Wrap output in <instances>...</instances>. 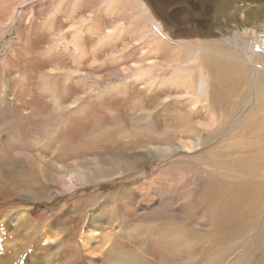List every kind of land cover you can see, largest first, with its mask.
Returning <instances> with one entry per match:
<instances>
[{"label":"rangeland","instance_id":"obj_1","mask_svg":"<svg viewBox=\"0 0 264 264\" xmlns=\"http://www.w3.org/2000/svg\"><path fill=\"white\" fill-rule=\"evenodd\" d=\"M198 4L189 16L202 21L208 0ZM210 4V30L173 33L144 0H0V173L15 187L35 173L45 186L26 192L25 200L5 197L0 185V224L39 209L41 222L55 232L58 215L69 216L77 202L94 201L62 236L65 248L75 252L92 229L94 247L111 233L114 247L126 245L130 257L153 264L161 258L155 261L154 249L145 252L149 244L126 241L135 226L148 233L152 223L173 221L203 235L213 229L225 181L263 182L261 163L255 164V180V168L239 179L231 174L235 165L264 155V71L254 80L227 40L236 36L242 47L264 31V0ZM59 179L75 188L59 192ZM28 193L46 200L30 201ZM112 195L121 197L119 205L100 210ZM258 213L245 240L215 264H264V212ZM118 215L125 216L126 231ZM111 216L117 218L109 221ZM28 223L25 230L1 229L0 264L78 262L72 256L67 263L61 246L33 233L43 224ZM106 249L93 264H112ZM123 261L114 263L138 264ZM208 263L205 258L193 264Z\"/></svg>","mask_w":264,"mask_h":264},{"label":"bare ground","instance_id":"obj_2","mask_svg":"<svg viewBox=\"0 0 264 264\" xmlns=\"http://www.w3.org/2000/svg\"><path fill=\"white\" fill-rule=\"evenodd\" d=\"M152 27L154 28V30L158 36L160 34V28L158 26L153 25V24H152ZM166 40L169 42H172L171 39L166 38ZM227 41L233 48H235L238 51V53L240 54V56H242L245 63L251 67V69L254 72V76H253L254 80H257L259 78L258 73H261L260 72L261 70L264 71V69H263L264 66L261 69L257 68L256 64H254L255 61L253 60V62H252V60H251L253 58H250L245 53V50H244L245 45H243L242 47L237 46L236 36L229 38ZM244 41H243V43H244ZM257 56H259V55L256 54L255 57H257ZM254 125H256V124H254ZM186 131L188 132V130H186ZM261 144L262 145H259V148L264 149V142L262 143V141H261ZM258 153L261 154L260 152H258ZM254 154H256V153L254 152ZM246 156H247V154H246ZM245 158H248V156ZM243 160H246V159H243ZM248 161L251 163L246 164V165L242 161V163H244L245 166L238 167L237 165H235L236 166V167H234L235 171H233L234 169L231 167L233 169L231 174L233 175L234 179H239L240 177H243V176L245 177L246 173L251 174V172L254 171L253 168H255V171L253 172V176L251 175L252 178L259 177V176H257V173L259 171L256 172L257 170H259V168L257 166L260 163L264 164V155H255L252 158H250ZM248 161H247V163H248ZM256 163L258 164L257 166L255 165ZM253 165H254V167H253ZM228 166H227V168H228ZM262 167H264V165H262ZM221 171H222V169H221ZM223 172H225V170ZM228 172H229V169H228ZM1 174L2 173H0V185L2 187L1 193H3V195L5 194V197H9L10 199L22 198L25 200H29V199H27L26 196H24V194L26 192L33 190V189L35 191H37L42 187H44V189H45V186L42 185L38 181L39 177L37 178L35 176V173H33V175H32L33 177L30 175V177L27 178L26 180L22 179V181H17L18 186H27L28 188H30L24 192H22L20 190L15 191L18 186L15 187V185L12 182H10V180L8 178H5ZM228 175H229V173H228ZM75 176L78 178L79 175L76 173L73 177H75ZM221 176H224V175L221 174ZM254 180H255V178H254ZM232 181H231V179H228V181H225L222 184V189H219V191H221V194H220L221 196H220V200L218 202V209L215 208L216 210H218V212L214 213V215H212L213 213L211 214L212 219L210 221V223H211L210 226H212L214 224L213 229L209 227L206 230V232L203 233V235H198L193 230L186 227L187 225L185 223H179V222H173V221L169 222L168 221V222L150 224V226H149L150 231L148 233H145L143 231L144 228L142 230H140V225H138L139 226V234H138V231L136 232V230H138V226H135V228H134L135 231L133 232V235L132 236L127 235L128 237H126V239H127L126 241L129 242V246L132 244H134V246H135L136 245L135 243H138L139 239H140V242L142 245L143 244H145V245L149 244V246L148 245L146 246L145 252H148L150 250L152 251L154 249L152 252L155 255V257L157 258L155 261H157L159 258H161L157 262H155L157 264H159L163 259H164V261L166 260V262H168L169 264H193L194 262L198 261L199 259L205 260V258H207L209 260L210 263H208V264H215L216 262L214 263L213 261H215L217 258H219L218 256H223L225 250L227 251L228 249H231V248L233 249L232 246H234L235 243H237L239 240H242L248 234L251 226H253L254 223L256 222L257 211H259L258 215L260 213L264 212V200H263L264 198L262 199V193L264 192V178L261 180L263 182L253 181V183H251V184L232 182ZM57 183L61 187V190L59 192H63V191L68 192L69 190H72L75 188L74 184L70 180L67 181V180L59 179ZM28 194L32 198V200H30V201L40 202V201L46 200L45 198H42L43 196L41 195V193H39V194L28 193ZM116 194H118V193H116ZM51 195L56 196L57 193L53 191ZM210 196H212V195H210ZM120 198L121 197H113V195H112L107 200L108 203L106 202V204L104 206H102L101 208L100 207H98V208H100V210L105 209V208H107L106 206L109 207V204H111V203H115L116 205H119L118 201H120ZM213 199H215V198H213ZM4 201H5V199L1 200V202H4ZM94 203H95L94 201H90V202L87 201V202H84V204L82 202H77V204L73 207L72 211H70L71 214L69 216H66L65 214L64 215H62V214L58 215L54 219L53 224H55L56 226H58L60 228L57 229V231H55V232H51L49 226H47V224H44L41 222L44 219L45 215L43 212L39 211V209H34V210L29 211L27 213L18 212L16 214L12 215L11 217H8L6 220H4L0 224V236H2L1 229L5 230V228H8V227L13 228L12 226H15L16 229L25 230L24 226L31 219V222L33 221L35 226H38V224L39 225L43 224L42 227L40 228V231L34 230L33 233H39L40 235L46 237L47 240L55 241V245H53V247L58 246V249H59V247L61 246L62 247L61 248L62 258L63 257L66 258L65 260L67 263L70 262L68 260V258L73 256L74 259H78L77 263H79V264H82L83 259L84 260L88 259L89 264H93L92 262L96 261V258L98 257V255L105 256V254H104L105 250H107L106 248L109 247L110 248L109 255H112L114 258L112 264H115L114 263L115 260H121V259H123L124 261L127 259L128 261H131L132 263L136 262L138 264H151V261L141 262L140 260L137 259V256H135V255L130 257L128 250L125 249L126 245H124L123 247L120 246L119 248L114 247V245L112 244V236L114 234H111V233H106L102 236V239L104 242V245H102V246H104V247H102L101 245H100L101 246L100 248L94 247L92 244H93V241L97 237V233H96L97 231H94L92 229H88L87 231H85L82 234L83 236L81 238V241H79L80 244L76 245L77 250L75 252L73 250L65 248V245H64L65 242L62 240V238H63L62 236H64L70 229H72L74 227L75 220H78V218L79 219L82 218V213H83L84 209L86 207H88V205L90 206V204L93 205ZM94 217L95 216H93V215L91 216V223L93 222ZM118 217L120 220L119 222H121L120 226L123 227L121 229L122 232H123V230L126 231L127 227L125 226V224H126L127 220L125 219V216L124 215H118ZM115 219L113 216L109 217V221L115 220ZM261 226H263V225H261ZM136 235H139V236H136ZM259 236H258V238H259ZM243 240H245V239H243ZM257 241H259V240H257ZM241 243H243V242H241ZM259 243H261V242H259ZM158 244H161V245H159L160 248L159 247L157 248L156 245H158ZM151 245L152 246L154 245V246L152 247ZM150 246L152 248H150ZM232 249H231V251H232ZM260 251H261V249H260ZM261 253H263V252L261 251ZM150 256H152V255H150ZM77 263H75V264H77ZM155 263L153 262V264H155Z\"/></svg>","mask_w":264,"mask_h":264},{"label":"flooded vegetation","instance_id":"obj_3","mask_svg":"<svg viewBox=\"0 0 264 264\" xmlns=\"http://www.w3.org/2000/svg\"><path fill=\"white\" fill-rule=\"evenodd\" d=\"M153 12L158 21L163 24V26L169 27L175 30L173 33H179L181 31H187L188 27L192 28V31H208L210 24H205L209 21L211 4L208 0V4L202 8L205 16L202 21L191 19L189 13H196L200 4L198 0H144ZM200 11V10H199ZM208 15V16H207ZM207 18V20H206ZM186 27V28H185Z\"/></svg>","mask_w":264,"mask_h":264},{"label":"built area","instance_id":"obj_4","mask_svg":"<svg viewBox=\"0 0 264 264\" xmlns=\"http://www.w3.org/2000/svg\"><path fill=\"white\" fill-rule=\"evenodd\" d=\"M245 53L248 56H256L263 60L262 64H256L257 68L261 69L264 66V31L257 33L245 44Z\"/></svg>","mask_w":264,"mask_h":264}]
</instances>
